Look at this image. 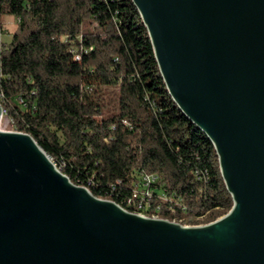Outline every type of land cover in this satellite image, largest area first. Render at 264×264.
<instances>
[{
  "label": "water",
  "instance_id": "1",
  "mask_svg": "<svg viewBox=\"0 0 264 264\" xmlns=\"http://www.w3.org/2000/svg\"><path fill=\"white\" fill-rule=\"evenodd\" d=\"M173 101L234 205L206 225L132 213L0 129V264H264V0H132ZM0 103V124L3 118Z\"/></svg>",
  "mask_w": 264,
  "mask_h": 264
},
{
  "label": "trees",
  "instance_id": "2",
  "mask_svg": "<svg viewBox=\"0 0 264 264\" xmlns=\"http://www.w3.org/2000/svg\"><path fill=\"white\" fill-rule=\"evenodd\" d=\"M17 28L4 40L3 17ZM0 103L70 180L142 212L206 225L234 205L207 135L173 101L132 0H0Z\"/></svg>",
  "mask_w": 264,
  "mask_h": 264
},
{
  "label": "built area",
  "instance_id": "3",
  "mask_svg": "<svg viewBox=\"0 0 264 264\" xmlns=\"http://www.w3.org/2000/svg\"><path fill=\"white\" fill-rule=\"evenodd\" d=\"M3 113L5 114L4 110ZM140 178L143 181V186H144L143 189L149 188L151 184L154 183L157 179L156 176L148 175L145 172L140 173ZM143 189L136 188L134 190L133 198L128 201V204L130 206L133 205L136 208V211L132 213H136L138 215L149 218H158L155 215L150 217L142 212L147 206H150V200L152 199V195L149 192H143Z\"/></svg>",
  "mask_w": 264,
  "mask_h": 264
},
{
  "label": "rangeland",
  "instance_id": "4",
  "mask_svg": "<svg viewBox=\"0 0 264 264\" xmlns=\"http://www.w3.org/2000/svg\"><path fill=\"white\" fill-rule=\"evenodd\" d=\"M3 27L5 29L4 40L9 41L17 28L16 20H14L13 17L11 16L3 17ZM0 129L3 131H7V132L14 130V128L11 125V121L9 120L8 117L5 116V114L3 115V118L0 124Z\"/></svg>",
  "mask_w": 264,
  "mask_h": 264
}]
</instances>
